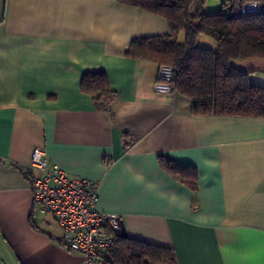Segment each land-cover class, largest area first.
Returning <instances> with one entry per match:
<instances>
[{"label": "crops", "instance_id": "obj_1", "mask_svg": "<svg viewBox=\"0 0 264 264\" xmlns=\"http://www.w3.org/2000/svg\"><path fill=\"white\" fill-rule=\"evenodd\" d=\"M169 33L163 16L117 0H0V264H83L33 204L34 146L97 181L98 209L119 214L126 236L172 249L159 264H264V117L195 114L177 91L155 92L158 64L125 51ZM231 64L264 87L263 59ZM94 69L114 91L112 112L80 87ZM161 156L193 167L195 184Z\"/></svg>", "mask_w": 264, "mask_h": 264}, {"label": "trees", "instance_id": "obj_2", "mask_svg": "<svg viewBox=\"0 0 264 264\" xmlns=\"http://www.w3.org/2000/svg\"><path fill=\"white\" fill-rule=\"evenodd\" d=\"M166 18L170 33L135 37L125 55L173 67V91L191 101L195 114L264 117V87L252 86L248 72L231 61L264 60V10L241 12L237 0H223L219 9L203 10V0H117ZM179 32L184 33L179 41ZM214 41L215 48L197 44L199 36ZM80 87L91 94L98 108L112 112L114 96L103 69L83 73ZM161 165L193 186L195 169L161 156ZM106 264H159L174 261L172 249L119 233L105 252Z\"/></svg>", "mask_w": 264, "mask_h": 264}, {"label": "built area", "instance_id": "obj_3", "mask_svg": "<svg viewBox=\"0 0 264 264\" xmlns=\"http://www.w3.org/2000/svg\"><path fill=\"white\" fill-rule=\"evenodd\" d=\"M241 12L260 8L259 0H237ZM173 67L158 64L152 88L158 93L173 91ZM29 165L37 172L28 176L33 204L50 214L61 230L59 242L78 253L83 264H106L105 252L121 233V217L98 209V182L71 177L57 164H49L42 146H34Z\"/></svg>", "mask_w": 264, "mask_h": 264}, {"label": "rangeland", "instance_id": "obj_4", "mask_svg": "<svg viewBox=\"0 0 264 264\" xmlns=\"http://www.w3.org/2000/svg\"><path fill=\"white\" fill-rule=\"evenodd\" d=\"M203 37H205L206 38V41L204 42V43H202L203 45V47L204 48H210V49H214L215 47H212L211 46V42L214 44V41L213 40H211L210 38H208V37H206V36H203ZM211 41V42H210Z\"/></svg>", "mask_w": 264, "mask_h": 264}, {"label": "water", "instance_id": "obj_5", "mask_svg": "<svg viewBox=\"0 0 264 264\" xmlns=\"http://www.w3.org/2000/svg\"><path fill=\"white\" fill-rule=\"evenodd\" d=\"M121 229H122V233H123V232H124V231H123V228L121 227Z\"/></svg>", "mask_w": 264, "mask_h": 264}]
</instances>
